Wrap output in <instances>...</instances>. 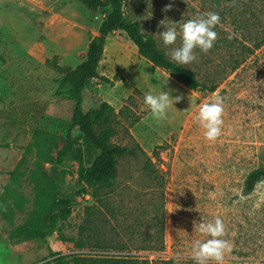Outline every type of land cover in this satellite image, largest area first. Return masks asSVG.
<instances>
[{
	"label": "rangeland",
	"instance_id": "1",
	"mask_svg": "<svg viewBox=\"0 0 264 264\" xmlns=\"http://www.w3.org/2000/svg\"><path fill=\"white\" fill-rule=\"evenodd\" d=\"M124 3L126 17L140 21L169 57L173 45L162 43L161 20L175 22L174 46H179L180 24L208 12L219 14L212 48L194 49L197 60L186 66L201 86L192 89L173 72L155 67L124 30L111 33L99 65L108 80L94 78L87 97L92 105L108 101L114 106L120 123L113 142L136 154L119 158L117 179L103 203L92 199L90 189L77 196L61 231L47 239H11L13 225L0 215V264H44L55 253L138 255L153 264H170L164 260L186 253L193 257L192 243L209 238L195 230L194 222H214L215 217L224 224L221 238L232 246L223 262L264 260V182L249 194L243 191L249 173L264 165V0ZM104 13L81 0H0V197L32 127L68 118L66 103L54 97L57 79L83 60ZM232 53L243 59L237 67ZM163 90L182 99L157 122L143 97ZM216 96L223 101V124L221 134L210 141L195 117L200 105ZM72 176H67L70 184L77 174ZM24 190L32 194L27 180ZM23 217L19 213L14 223ZM161 223L165 247L141 249L146 238L140 231H159ZM82 226L88 239L81 249L69 239L79 237ZM92 238L114 246L93 249Z\"/></svg>",
	"mask_w": 264,
	"mask_h": 264
},
{
	"label": "trees",
	"instance_id": "2",
	"mask_svg": "<svg viewBox=\"0 0 264 264\" xmlns=\"http://www.w3.org/2000/svg\"><path fill=\"white\" fill-rule=\"evenodd\" d=\"M81 1L89 7L103 9L104 19L99 33L90 39L83 60L57 79L54 97L56 101L66 103L68 118L58 119V124L54 118L50 126L42 122L32 127L24 154L11 171L10 181L0 197V215L13 225L9 234L13 240L47 239L56 231H61L63 223L72 215L76 197L84 196L89 189L92 199L103 203L105 195L109 194L108 189L117 179L119 158L136 154L134 148L113 142L120 123L114 106L108 101H101L95 106L87 97L94 78L108 80L99 73V65L111 33L124 30L136 44L140 55L155 67L173 72L192 89L201 86L196 73L186 66H177L155 37L143 31L140 21L126 17L124 0ZM251 51L249 49L247 53ZM231 56L235 66H239L243 59L238 60L234 54ZM75 164L77 168H74ZM75 174V183L67 182V176L75 177ZM24 180L32 187L30 196L24 190ZM260 182H264V165L249 173L244 193L253 192ZM93 208L92 205V213ZM19 213L24 214L23 220L15 224L14 218ZM159 228L156 232L140 231L146 238V243L140 245L141 249L160 250L165 247L163 224ZM87 239L85 226H82L80 236L70 237L69 240L82 249L87 246ZM113 246L112 241L92 238L93 249ZM174 261L176 264L181 261L194 264L193 257L188 253L164 260L170 264ZM229 262L232 260L223 264ZM246 263L264 264V260L240 261L239 264ZM44 264H153V261L138 255L55 253Z\"/></svg>",
	"mask_w": 264,
	"mask_h": 264
},
{
	"label": "clouds",
	"instance_id": "3",
	"mask_svg": "<svg viewBox=\"0 0 264 264\" xmlns=\"http://www.w3.org/2000/svg\"><path fill=\"white\" fill-rule=\"evenodd\" d=\"M171 5H165L169 8ZM160 23L164 25V29L159 32L162 43L165 46L173 45L170 49V59L177 66H190L192 62L197 60L194 49L201 52H207L212 48L217 38L214 26L220 23V16L216 12H208L194 19H187L179 25L180 44L174 46L177 41L178 31L175 22L165 24L164 20ZM232 38L231 34L228 37ZM182 99L181 95H171L169 91L163 90L156 94L148 92L144 95V103L150 109L153 120L159 122L167 118L168 108L175 102ZM223 101L220 96H216L215 100L208 103H202L195 120L205 129L203 135L208 140H215L221 134V125L223 124ZM196 231L206 234L207 239L201 241L195 240L192 243V256L194 264H209L210 261L215 264H223L225 253L231 251V244L221 237L224 236V224L219 217L213 221L194 222ZM174 264L176 262L174 261Z\"/></svg>",
	"mask_w": 264,
	"mask_h": 264
}]
</instances>
